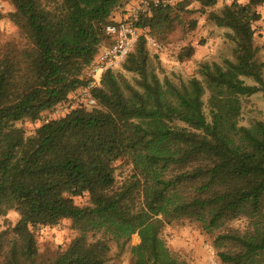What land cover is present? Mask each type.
<instances>
[{"label": "trees", "instance_id": "obj_1", "mask_svg": "<svg viewBox=\"0 0 264 264\" xmlns=\"http://www.w3.org/2000/svg\"><path fill=\"white\" fill-rule=\"evenodd\" d=\"M9 1L10 19L28 45L0 53V216L10 210L20 216L0 233V264H107L111 244L127 246L134 235L135 264H187L162 240L164 226L188 221L216 231L239 218L247 220L244 232L214 240L220 261L264 264V123L240 125L242 97L264 92L254 30L264 0H231L220 12L213 10L220 0H194L198 12L230 31L234 61L204 62L200 78L178 85L160 79L142 36L122 66L133 81L105 74L94 91L96 107L30 136L16 124L39 120L84 86L81 76L125 0ZM145 1L137 26L165 40L178 4ZM193 52L183 50L180 60ZM243 77L258 85H245ZM121 160L131 173L118 184ZM84 194L89 204L77 206ZM63 220L72 221L76 236L55 259L41 262L35 230Z\"/></svg>", "mask_w": 264, "mask_h": 264}, {"label": "rangeland", "instance_id": "obj_2", "mask_svg": "<svg viewBox=\"0 0 264 264\" xmlns=\"http://www.w3.org/2000/svg\"><path fill=\"white\" fill-rule=\"evenodd\" d=\"M55 1L57 0H42L45 5H52ZM125 2H127V0H125ZM239 2L245 4L248 0H239ZM230 3L231 0H228L227 2L220 0L213 10L215 12H220L226 4ZM176 5L179 6L180 9L177 10L176 15L173 17V31L166 36L165 40H161L143 29L142 36L145 40L146 37L151 36L164 47L177 44L179 46V53L183 50H187V48L191 47V44L196 42L205 44L209 39H212L214 44L211 49H214V51L213 53H209L210 57L205 62L223 65L225 60L234 61L233 49L235 45L227 38V34L230 32L228 29L217 27L208 19L206 14L203 15L198 12L199 6L194 0H176ZM141 8L142 9H138L140 12L139 16L141 13L145 12L143 11L144 7ZM14 11L15 8L9 0H0V53L7 45L18 50H21L28 45L26 36L10 19V14ZM257 11L261 14V20L254 24L255 42L261 49L258 57L261 62H264V4L258 7ZM202 32H207V34H202ZM103 43L107 46L111 43V40L105 33L102 44ZM147 48L152 56L153 63L159 67L158 69L161 72L159 73V77L161 80H163L164 77H168L176 84L180 85L181 82H187L193 77H199L198 72L202 63L199 65L197 64L193 69L191 66L187 67L188 64H186L180 67L187 68L189 71L179 68V71L170 73L171 71L162 67L158 61L161 52H155L148 45ZM115 73L122 74L130 81H133L135 78L134 74L124 71L123 67L115 71ZM242 80L247 86L258 85L256 81L250 77H243ZM204 101L206 104L205 113L209 117L207 109L208 95L204 98ZM242 105L243 110L240 118V125L251 127L257 122L264 123V92L255 93L250 97H242ZM87 109L92 110L93 108ZM16 125L19 128H22L27 136L34 134L36 130L41 127L38 121H31L29 119L20 121ZM130 173L131 166L127 161L121 160L115 163V176L118 184L123 183ZM75 204L80 207L88 205L89 196L84 194L80 197H76ZM19 219L20 216L15 210H10L6 215L0 216V233L12 230ZM247 225L248 223L246 219L239 218L230 221L225 227L219 230L209 231L204 229L198 223L187 221L183 225L175 223L164 226L160 236L167 247L187 264H210V258L212 257L220 260L218 251L214 247V240L216 237L230 232H244ZM35 236L37 240L39 260L41 262H49L55 259L68 247L72 239L76 236V233L72 229V221L63 220L55 227H38L35 230ZM99 237H101V235H97V238ZM139 243L140 238L138 235H134L130 243L124 247L112 243L107 264H135L130 249Z\"/></svg>", "mask_w": 264, "mask_h": 264}, {"label": "built area", "instance_id": "obj_3", "mask_svg": "<svg viewBox=\"0 0 264 264\" xmlns=\"http://www.w3.org/2000/svg\"><path fill=\"white\" fill-rule=\"evenodd\" d=\"M154 7L169 8L176 5V0H151ZM148 2L143 3L145 11ZM142 9V8H140ZM139 11L134 10L128 17L108 24L104 32L111 40L110 45L101 49L94 61L86 68L81 79L84 86L74 91L69 97L53 109L42 113L39 120L41 126L66 117L77 109L94 108L98 105L94 91L101 85L103 76L119 70L129 55L134 51L143 34V29L137 26ZM147 45L157 53L164 51V46L153 37H146ZM215 257L210 258V264H221Z\"/></svg>", "mask_w": 264, "mask_h": 264}, {"label": "crops", "instance_id": "obj_4", "mask_svg": "<svg viewBox=\"0 0 264 264\" xmlns=\"http://www.w3.org/2000/svg\"><path fill=\"white\" fill-rule=\"evenodd\" d=\"M144 2L145 0H127V2H125L124 4L125 6L119 8V10H116L113 13L112 20L117 22L120 21L122 18L130 16L134 10L143 7ZM202 34L206 35L207 32H202ZM213 44L214 42L212 39H209L208 42L205 44H200L199 42L191 44V47L194 50L193 55L190 58H184L183 60H180L179 58V46L177 44L169 45L168 47H164V51L159 54L158 61L160 62L162 67L169 69L171 71L170 73L179 71V68L185 69V71H189L187 68L180 66L188 64L187 67L191 66V68L193 69V67H195L197 64L199 65L207 61L210 57L209 53H213L214 51V49H211ZM105 47H107V45L103 43L100 47V50Z\"/></svg>", "mask_w": 264, "mask_h": 264}]
</instances>
